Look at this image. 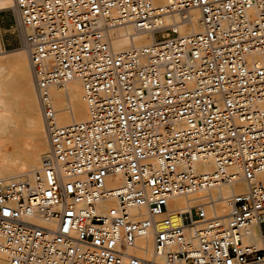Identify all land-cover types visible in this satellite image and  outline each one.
<instances>
[{
  "label": "built area",
  "instance_id": "obj_1",
  "mask_svg": "<svg viewBox=\"0 0 264 264\" xmlns=\"http://www.w3.org/2000/svg\"><path fill=\"white\" fill-rule=\"evenodd\" d=\"M193 9L200 34L152 29ZM7 12L50 158L0 179V264H264V66L252 62L264 0H13ZM124 25L157 42L116 52ZM72 81L88 119L61 126L50 90ZM240 184L225 216L206 197L171 205Z\"/></svg>",
  "mask_w": 264,
  "mask_h": 264
},
{
  "label": "bare ground",
  "instance_id": "obj_2",
  "mask_svg": "<svg viewBox=\"0 0 264 264\" xmlns=\"http://www.w3.org/2000/svg\"><path fill=\"white\" fill-rule=\"evenodd\" d=\"M154 1L159 5L165 4V0ZM12 7L13 0H0V13L7 12ZM160 27L174 29L181 36L200 34L203 31L201 15L196 9L168 14L152 29ZM2 30L8 33L12 28L10 30L0 28V179H22L28 173L48 164L50 153L27 57L22 49L11 51L6 49ZM113 34L112 45L116 52H130L157 42L153 31H140L130 25L116 29ZM5 60L9 65L4 63ZM252 62L264 66V56L254 57ZM8 69L11 70L8 79L18 82L14 99L6 83L8 79L5 72ZM50 93L59 125L67 126L88 119L83 88L78 81L55 86L51 88ZM27 148H30L31 152H27ZM202 168L205 172L213 171L211 164ZM245 190L242 184L224 186L209 193L202 192L189 198L176 199L171 205L176 211L182 212L193 208L206 197L214 202L213 210L208 209V213L225 216L230 211V198ZM115 205L116 203L111 201L104 203L103 206ZM173 218L176 219L175 216ZM256 240L258 241V238Z\"/></svg>",
  "mask_w": 264,
  "mask_h": 264
},
{
  "label": "rangeland",
  "instance_id": "obj_3",
  "mask_svg": "<svg viewBox=\"0 0 264 264\" xmlns=\"http://www.w3.org/2000/svg\"><path fill=\"white\" fill-rule=\"evenodd\" d=\"M12 25H13V21H12L11 14L9 12L0 13V28L1 29H9L10 30L12 28ZM4 31L5 30H2V32H3L2 36H3V40L5 41L6 49L8 51L15 50V49H20L17 37L13 33V31L10 30L8 33H4ZM0 60H1V58H0ZM4 63L6 65H9L8 64L9 62L6 61V60H5ZM10 74H11V70L8 69L5 72V75H6L7 79H8V76L10 77ZM8 81L6 80V83L8 84V87L10 88L11 94L13 95L12 97L14 99L15 98V94H16L15 92L17 91V87H18V82L16 80H12L11 78L8 79ZM26 151L27 152H31V149L27 148Z\"/></svg>",
  "mask_w": 264,
  "mask_h": 264
},
{
  "label": "crops",
  "instance_id": "obj_4",
  "mask_svg": "<svg viewBox=\"0 0 264 264\" xmlns=\"http://www.w3.org/2000/svg\"><path fill=\"white\" fill-rule=\"evenodd\" d=\"M7 30H9V29H7ZM4 43H5V41H4Z\"/></svg>",
  "mask_w": 264,
  "mask_h": 264
}]
</instances>
